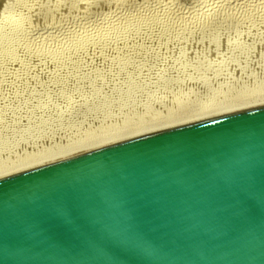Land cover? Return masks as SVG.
<instances>
[{
	"label": "rangeland",
	"instance_id": "rangeland-1",
	"mask_svg": "<svg viewBox=\"0 0 264 264\" xmlns=\"http://www.w3.org/2000/svg\"><path fill=\"white\" fill-rule=\"evenodd\" d=\"M261 97L264 0H0V164Z\"/></svg>",
	"mask_w": 264,
	"mask_h": 264
},
{
	"label": "water",
	"instance_id": "water-1",
	"mask_svg": "<svg viewBox=\"0 0 264 264\" xmlns=\"http://www.w3.org/2000/svg\"><path fill=\"white\" fill-rule=\"evenodd\" d=\"M0 264H264V102L0 174Z\"/></svg>",
	"mask_w": 264,
	"mask_h": 264
},
{
	"label": "bare ground",
	"instance_id": "bare-ground-1",
	"mask_svg": "<svg viewBox=\"0 0 264 264\" xmlns=\"http://www.w3.org/2000/svg\"><path fill=\"white\" fill-rule=\"evenodd\" d=\"M14 15H16V14H14ZM14 15L12 13H10V14L8 13V15L6 14V16H5V18L7 20L4 19V18L3 19L6 20L7 22L11 23V25L13 23H14V25H15V23L18 24L17 23L18 20L14 17ZM2 17H4V16H2ZM14 25H12V26H14ZM18 25H20V22H19ZM16 26H14V29H15ZM186 102L187 101H185V103ZM189 102H190V100H189ZM260 102H264V97H261L260 99L259 98L258 99L255 98V99H252V100H244V102H241V103L239 102V103L234 104V105H229V103L226 104L225 102H223V103H225L224 105H220V106L215 107V108H210L209 106L198 107L195 104L198 108H194L193 109V107H195L194 106V103H193L192 109H189L190 107L187 105V108L189 107L187 110H185V111L183 110L184 112L181 111L180 114L178 113L179 114L178 116L180 118L179 119H175V121H169V123H175V122L190 120V119H193V118H197V117H201V116L213 114V113L220 112V111H223V110H227V109H231V108H236V107H240V106H244V105H248V104L260 103ZM234 103H235V101H234ZM181 113H182V115H181ZM169 123H166V124H169ZM144 130H147V129H144ZM141 131H143V130H141ZM135 132H139V131H135ZM135 132H132L131 131L130 134L135 133ZM110 134H111V132L108 134V136H105V137H102V138L101 137L96 138L94 144L95 143H98V142H102V141L114 139V138H117V137H121V136H113L115 134V132H113L111 135ZM82 141L84 142V139H82L79 144H82L83 143ZM79 148H82V147H79L77 145L75 148H72V150L71 149L66 150V149H62L61 148L62 150L59 149V151L56 150L55 152H52V153H49V154H45L44 153L45 155L42 154L41 156L33 157L34 159L31 158L33 160L27 158V161L25 160V162H23L21 164H16V165H11V164H4L3 165V164H0V174L5 173V172H8V171H11V170H14V169H17V168H20L22 166H25V165H28V164H31V163H34V162H37V161H40V160H43V159H46V158H50V157H54V156H57V155H61V154H64V153H67V152H70V151H74V150L79 149Z\"/></svg>",
	"mask_w": 264,
	"mask_h": 264
}]
</instances>
